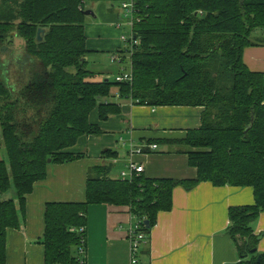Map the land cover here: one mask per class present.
<instances>
[{"label":"trees","instance_id":"obj_1","mask_svg":"<svg viewBox=\"0 0 264 264\" xmlns=\"http://www.w3.org/2000/svg\"><path fill=\"white\" fill-rule=\"evenodd\" d=\"M101 1L117 0H0V52L11 56L8 64L0 60V264L26 196L49 163L83 157L71 149L82 136L101 135L89 120L93 111L100 120L120 112L110 100L115 92L138 104L203 108L200 125L180 142L196 176L120 181L109 175L116 151L106 149L110 162L88 172L84 201L46 203L44 264H82L76 229L85 228L89 205L129 208L148 238L158 212L171 209L174 187L202 181L252 188V204L229 207L227 232L239 264H264L252 227L264 210V74L242 60L244 47L254 44L251 32L264 27V0H133L137 44L131 80L122 82L96 80L87 66L83 11ZM16 37L23 41L19 54L10 50ZM15 63L19 72L10 80Z\"/></svg>","mask_w":264,"mask_h":264},{"label":"crops","instance_id":"obj_2","mask_svg":"<svg viewBox=\"0 0 264 264\" xmlns=\"http://www.w3.org/2000/svg\"><path fill=\"white\" fill-rule=\"evenodd\" d=\"M105 4L104 1L90 4L88 9L93 15L87 17L112 16L106 14ZM251 37L254 44L244 47L242 60L250 70L264 74V27L254 29ZM86 47L88 54L94 50L90 49L87 38ZM120 49L113 44L108 50L117 53ZM16 70L12 65L9 73ZM116 95L110 100L120 105L118 114L100 120L94 111L92 119L89 117L90 122L102 130L101 135L82 136L72 147L71 150L82 153L83 157L66 163H49L46 177L36 182L33 191L26 196L19 226L6 231L4 264H44L41 239L46 203L84 201L88 172L110 162L102 155L106 149L116 151L110 164L112 178H117L129 160L143 166L141 174L146 178H195L196 170L188 164L186 147L180 142L188 130L200 125L203 108L149 106ZM152 144H156V148L151 149ZM133 147H141L144 153H130ZM253 201L249 186H214L202 181L189 189L182 185L174 187L172 207L158 212L148 241L140 249L139 264H239L240 257L227 232L228 209ZM133 221L127 208L89 205L83 264H129L126 232ZM252 227L254 234L260 236L257 251L264 253V210Z\"/></svg>","mask_w":264,"mask_h":264},{"label":"rangeland","instance_id":"obj_3","mask_svg":"<svg viewBox=\"0 0 264 264\" xmlns=\"http://www.w3.org/2000/svg\"><path fill=\"white\" fill-rule=\"evenodd\" d=\"M104 9L107 15L110 13L112 16H108V18L104 19L101 15L98 14L97 16L95 14V17L89 16L86 18L87 23L85 22V35L89 45L92 46L90 49H94L87 56V66L91 71H95L94 73L96 74V80L108 79L110 82H115L116 76L120 75L121 73H130V59L126 54L122 60L118 61V53H116V51L111 52L108 49L113 44L118 45V47L122 50L130 45V43L127 41H122L121 36H124L126 40H131V13L127 11L126 8L122 7V1L120 0L109 3L107 2L104 5ZM18 40H20V42L23 44L22 39L16 37L10 50L19 54L21 53V45H19L20 42H18ZM10 57L11 56L8 50L0 52V60H2V62L6 61L8 64V59ZM13 57H15V54ZM15 65L16 63L13 64V66ZM18 72L19 71L16 70L14 72L8 73V75L11 78L14 75H18ZM114 91L115 89H113V92ZM116 93L117 92H115V95ZM93 112L90 114L91 119L94 114ZM95 114H97L96 111ZM0 154V159L6 158V154L3 149L0 150ZM117 174L118 173H116V175ZM133 223H136L135 219Z\"/></svg>","mask_w":264,"mask_h":264},{"label":"built area","instance_id":"obj_4","mask_svg":"<svg viewBox=\"0 0 264 264\" xmlns=\"http://www.w3.org/2000/svg\"><path fill=\"white\" fill-rule=\"evenodd\" d=\"M122 7L126 8L127 11H129L131 13V24H132V20H133V15H134V2L133 0H123L122 1ZM121 40L123 41H127L128 43H130V45L128 47H126L124 50L120 49V51H118V56L117 59L118 61H120L121 56H125L126 54L128 56H130V49L137 44V40L134 38V36L132 35L131 40H126L124 36H121ZM129 48V49H128ZM121 53H124V55H122ZM115 59V58H114ZM130 81L131 80V74L130 73H121L120 75L116 76L115 81L117 82H122V81ZM118 97V94L116 95ZM151 149L156 148V144H152L150 145ZM134 148V147H133ZM130 149V153L136 152V153H144V151L142 150L141 147H136L134 149ZM143 171V166L139 165L135 162H133L132 160H129L126 165L125 168L123 170L120 171L119 175L117 176V179H119L120 181H131L132 178L135 175L141 174V172ZM128 209L129 214L133 217V219L136 220V223L134 224L133 222L129 224L128 228H127V232H126V236H127V240L129 242V264H139V254H140V249L141 247L146 244V242L148 241V238L146 236V234L144 233V231L142 230V220L141 219H137L131 212L130 209ZM144 224V223H143ZM73 230H75L73 228ZM76 231L79 233H82V235H80V245L77 248V253L79 255V260L80 262L83 264L84 263V254H85V236L83 235L85 229L84 227H80L79 229H76Z\"/></svg>","mask_w":264,"mask_h":264},{"label":"water","instance_id":"obj_5","mask_svg":"<svg viewBox=\"0 0 264 264\" xmlns=\"http://www.w3.org/2000/svg\"><path fill=\"white\" fill-rule=\"evenodd\" d=\"M83 13H84L85 15H93L92 10H90V9L84 10ZM43 32H44V29H42V28H38V29H37V31H36V39H37V41H41V40H42V34H43ZM49 161H50V160H48V162H49ZM144 224H145L146 228L149 227V223H148L147 220L144 221ZM259 238H260V236L257 237V239H259ZM258 260H259V258H257V261H258Z\"/></svg>","mask_w":264,"mask_h":264}]
</instances>
